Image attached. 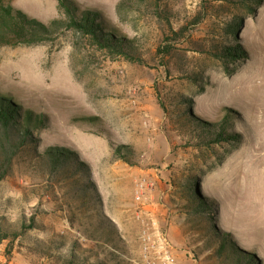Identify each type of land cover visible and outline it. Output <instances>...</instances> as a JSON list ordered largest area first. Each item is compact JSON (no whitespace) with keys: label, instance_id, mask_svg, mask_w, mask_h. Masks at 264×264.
Masks as SVG:
<instances>
[{"label":"rangeland","instance_id":"374dc122","mask_svg":"<svg viewBox=\"0 0 264 264\" xmlns=\"http://www.w3.org/2000/svg\"><path fill=\"white\" fill-rule=\"evenodd\" d=\"M9 1L44 22L61 16L57 0ZM78 1L134 38L144 63L112 56L73 31L50 43L0 47V91L51 121L37 132L38 151L67 147L90 171H53L33 156L34 145L16 158L0 183V217L20 224L33 216L36 226L0 243V264H72L74 255L77 264H145L142 234L154 216L178 249L174 264H232L231 253H216L212 219L193 210L194 178L195 204L218 208L220 226L236 229L258 257L264 0L250 2L253 12L240 0ZM237 17L239 33L230 34L227 24ZM238 43L246 61L216 56ZM203 122H225L242 141L206 144ZM135 176L150 182L143 201L135 197ZM85 181L97 198L80 187ZM169 182L174 190L167 192ZM170 205L178 217L164 219L161 209ZM104 222L116 229L98 228Z\"/></svg>","mask_w":264,"mask_h":264},{"label":"trees","instance_id":"16d2710c","mask_svg":"<svg viewBox=\"0 0 264 264\" xmlns=\"http://www.w3.org/2000/svg\"><path fill=\"white\" fill-rule=\"evenodd\" d=\"M57 1L61 16L44 22L36 17L29 16L11 1L0 0V47L50 43L56 41L64 32L73 31L88 39L98 49L106 51L112 56L144 63V59L139 53L137 41L116 26H110L101 10L83 7L78 0ZM253 1L258 0H240L247 6L249 12L254 11V8L250 5V2ZM124 2H119L118 6H122ZM241 24L242 18H235L233 21L228 22L227 32L234 35L238 34ZM216 56L225 62L246 61L248 53L238 43L236 45H224L221 50H218ZM50 123L51 121L45 113L24 107L23 104L15 101L13 96L0 91V183L11 174L16 158L23 151L31 149L33 145L35 148L32 149L33 156L45 159L51 170L69 172L67 170V167H69L73 173L82 171L85 176L89 174L87 164L83 161H80L81 164L75 163L72 155L78 160L75 156L76 153L67 147L50 146L43 151H38L37 143L40 137L37 132L47 129ZM203 123L205 126L202 127L201 137L206 144L239 143L242 141L241 134L229 131L225 122ZM120 154L121 158H127L124 153ZM91 185L93 183L85 181L80 187L84 191L90 192L91 198H97L98 192ZM190 189L192 191L191 198L195 199L198 192L196 178L190 183ZM192 199L194 212L198 215H207L213 221L212 226L218 234V237L215 238L218 240L216 249L218 256L223 257L224 252L228 251L231 253L229 258L232 260V264L260 263L255 253L243 248L232 232L226 231L220 226L216 217L218 208L203 199L200 203L195 204V200ZM29 220L28 222L25 218L20 224H16L6 217H0V243L7 240L15 241L27 234L29 229L36 226V220L33 216ZM103 225L104 227L97 226L106 231L116 229L114 224L112 225L114 227L107 222H104ZM219 233L223 235L219 236ZM72 258V264H77L75 255Z\"/></svg>","mask_w":264,"mask_h":264},{"label":"built area","instance_id":"2783aa9c","mask_svg":"<svg viewBox=\"0 0 264 264\" xmlns=\"http://www.w3.org/2000/svg\"><path fill=\"white\" fill-rule=\"evenodd\" d=\"M136 199L143 201L146 192L150 189V182L144 176H135ZM174 185L168 183V191H173ZM166 193H163V197ZM147 211H145L146 214ZM142 234V253L145 264H174L177 260L178 249L163 229L162 222L157 217H152Z\"/></svg>","mask_w":264,"mask_h":264},{"label":"crops","instance_id":"0c3cea01","mask_svg":"<svg viewBox=\"0 0 264 264\" xmlns=\"http://www.w3.org/2000/svg\"><path fill=\"white\" fill-rule=\"evenodd\" d=\"M223 205V203H221V206ZM162 210V213L163 214H165V216L166 217H164V219L165 218H167V217H172V218H175V217H178L177 215H174V212H175V209H173L172 208V206L170 205V206H167L166 208H164V209H161ZM223 212V210H222V207H221V213ZM170 221V220H169ZM176 221V220H175ZM222 228L224 229V230H226V231H230V232H232L233 234H234V236L236 237V239L238 240V242H239V244L243 247V248H245V249H247V250H250V248H251V245L248 243V242H245V241H243L242 239H240V237H237L235 234H237L236 233V229H232L228 224H225L224 222L222 223ZM238 235V234H237ZM239 236V235H238ZM239 238V239H238ZM258 259H259V261H260V263L259 264H264V247L262 248V249H259V252H258ZM263 259V260H262Z\"/></svg>","mask_w":264,"mask_h":264}]
</instances>
